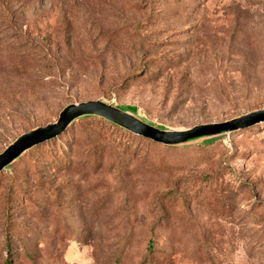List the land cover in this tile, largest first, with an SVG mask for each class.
Listing matches in <instances>:
<instances>
[{"label":"rangeland","instance_id":"374dc122","mask_svg":"<svg viewBox=\"0 0 264 264\" xmlns=\"http://www.w3.org/2000/svg\"><path fill=\"white\" fill-rule=\"evenodd\" d=\"M88 100L166 132L264 109V0H0V153ZM0 264H264V122L75 118L0 170Z\"/></svg>","mask_w":264,"mask_h":264},{"label":"water","instance_id":"95a60500","mask_svg":"<svg viewBox=\"0 0 264 264\" xmlns=\"http://www.w3.org/2000/svg\"><path fill=\"white\" fill-rule=\"evenodd\" d=\"M84 113H94L104 116L137 135L164 144H172L201 133L239 129L264 122V109H260L227 121L200 124L186 130L166 132L139 122L122 112L120 109L100 100H88L76 105L65 107L60 112L55 123L20 135L12 144L0 153V170L13 159L17 158L25 149L59 135L69 123Z\"/></svg>","mask_w":264,"mask_h":264},{"label":"trees","instance_id":"16d2710c","mask_svg":"<svg viewBox=\"0 0 264 264\" xmlns=\"http://www.w3.org/2000/svg\"><path fill=\"white\" fill-rule=\"evenodd\" d=\"M81 116H90V117H100V118H102V119H104V120H107V121H109V122H111L113 125H116V126H118V127H121V128H123V129H126L125 127H123V126H121L120 124H118V123H116V122H114V121H112V120H110V119H108V118H106V117H104V116H100V115H97V114H94V113H84L83 115H81ZM81 116H79V117H81ZM70 124V123H69ZM68 124V125H69ZM67 125V126H68ZM66 129V128H65ZM126 130H128V129H126ZM58 136V135H57ZM50 140V139H49ZM32 147V146H31ZM31 147H29V148H31ZM29 148H27V149H29ZM27 149H25V150H27ZM153 248V243L152 242H150L149 243V245H148V249L149 250H151Z\"/></svg>","mask_w":264,"mask_h":264}]
</instances>
